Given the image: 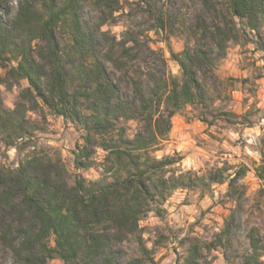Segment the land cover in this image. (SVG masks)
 I'll return each instance as SVG.
<instances>
[{
  "label": "trees",
  "instance_id": "16d2710c",
  "mask_svg": "<svg viewBox=\"0 0 264 264\" xmlns=\"http://www.w3.org/2000/svg\"><path fill=\"white\" fill-rule=\"evenodd\" d=\"M123 1L0 0V66L8 68L11 80L28 84L14 109L5 107L0 93V142L12 147L27 138V113L43 106L83 131L73 152L77 170L90 169L97 150L104 153L102 178L93 182L70 175L60 158L44 153L32 154L14 170L0 167V245L16 264L53 259L62 264H155L143 245L141 256H129L125 249L138 236L141 219L153 210L164 218V202L179 189L228 182L235 209L211 241L184 239L182 260L212 264L204 252L220 250L227 264H264V238L254 228L248 234L249 251L233 254L235 218L243 210V191L236 184L245 170L232 178L223 168L199 177L179 170L182 158L176 155H153L170 133L172 118L186 105L207 100L206 81L215 78L214 64L230 42L253 32L264 54V0H227L221 7L219 0H203V11L194 15L195 47L172 53L181 79L167 75L163 57L158 58L160 70H143L130 40L102 29ZM134 2L158 30L173 27L175 15L168 7L154 0ZM125 82L132 89L128 95ZM131 121L140 125L133 135L128 133Z\"/></svg>",
  "mask_w": 264,
  "mask_h": 264
},
{
  "label": "rangeland",
  "instance_id": "374dc122",
  "mask_svg": "<svg viewBox=\"0 0 264 264\" xmlns=\"http://www.w3.org/2000/svg\"><path fill=\"white\" fill-rule=\"evenodd\" d=\"M154 1L158 7H168L175 15L170 30H158L147 11L134 0H124L119 12L102 29L118 38H128L135 62L143 70H160L158 58L163 57L167 75L181 79V69L172 59V53L195 47L192 37L194 15L203 11V0ZM226 1L219 0V7ZM92 16L96 18V15ZM260 33L263 43V28ZM258 38L252 32L246 38L228 44L226 55L214 64L215 78L206 81L207 100L202 105H186L174 116L170 133L153 153L157 159L173 155L182 158L178 169L192 171L199 177L223 168L225 175L232 178L236 171L245 170L236 184L238 191H243L240 199L243 210L237 214L234 224L237 236L233 254L241 256L249 251L251 229L258 230L264 238V54L256 46ZM107 68L112 71L111 66ZM7 71L8 68L0 66V77L5 81L0 82V93L5 107L14 109L20 92L28 84L24 80H11ZM123 92L132 93L127 82L123 84ZM27 119L31 123L27 138L16 140L12 147L0 142V167L14 170L32 154L44 153L54 159L60 158L70 175L89 182L102 178L104 153L101 150H97L96 163L90 169L75 168L73 152L82 143V130L43 106L28 112ZM127 126L130 135L140 127L135 121ZM227 193L228 182L210 187L200 182L193 189L173 192L162 206L166 211L164 218L153 210L141 219L138 236L125 243L128 255L141 256L143 245L155 264H184L183 240L211 241L235 209L236 203ZM51 245H54L53 239ZM204 255L212 264H227L220 250L210 254L204 252ZM0 264H16L1 245ZM48 264L62 262L53 259Z\"/></svg>",
  "mask_w": 264,
  "mask_h": 264
}]
</instances>
